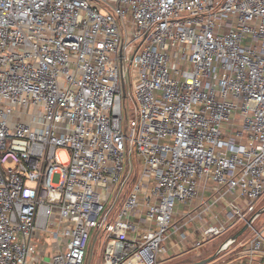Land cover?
I'll use <instances>...</instances> for the list:
<instances>
[{
	"label": "built area",
	"instance_id": "2783aa9c",
	"mask_svg": "<svg viewBox=\"0 0 264 264\" xmlns=\"http://www.w3.org/2000/svg\"><path fill=\"white\" fill-rule=\"evenodd\" d=\"M129 176L102 264H264V0H0V264H85Z\"/></svg>",
	"mask_w": 264,
	"mask_h": 264
},
{
	"label": "rangeland",
	"instance_id": "374dc122",
	"mask_svg": "<svg viewBox=\"0 0 264 264\" xmlns=\"http://www.w3.org/2000/svg\"><path fill=\"white\" fill-rule=\"evenodd\" d=\"M134 116V104L131 100H125V112L123 110L122 117L123 119L126 117L127 119H130ZM58 156L61 159V161H64L66 159L65 153L60 150L58 152ZM136 161H139V158L134 155L132 151L129 153V164H133V162L136 163ZM7 166H10L9 163H7ZM140 167V161L138 165V169ZM132 176V175H131ZM131 176L126 178L122 184L119 186V188L116 190L118 183H116L113 186V191L111 192L109 199L113 196L115 190V197L112 202V205L109 208L108 214L103 218L101 222L100 228L95 232V234L92 236L89 242V248L87 257L85 260V264H102V245L99 243L98 238L99 235L102 233L104 224L109 220V217L111 216L112 212L116 208V205L118 204L120 198H122V195L125 193L126 189L128 188V185L130 183ZM58 175L55 173L52 176V182H57ZM183 210L182 204H179L177 201L174 203L173 211L176 213L177 216L180 215V211ZM264 217V212L261 214L260 219ZM93 233V230L91 231ZM230 234V232H227L225 234L215 236L211 239H209L206 243H204L202 246L198 248H181L178 250H175L173 253L172 251H169V256L166 259L159 258L158 263L159 264H177L180 262H192L196 261L198 259L204 258L214 252V250L218 247V245ZM247 232L245 233V235ZM239 239H242L239 238ZM228 255H224L219 258V256L214 259L213 261L207 263V264H219L221 261L226 259Z\"/></svg>",
	"mask_w": 264,
	"mask_h": 264
},
{
	"label": "water",
	"instance_id": "95a60500",
	"mask_svg": "<svg viewBox=\"0 0 264 264\" xmlns=\"http://www.w3.org/2000/svg\"><path fill=\"white\" fill-rule=\"evenodd\" d=\"M262 212H264V204L257 209V211L249 218L248 222L255 216L258 214H261ZM247 227V224L242 225L240 228H238L233 234H231L230 236H228L223 242H221L218 247L214 250V252L204 258L198 259L196 261H192V262H180L177 264H207L211 261H213L214 259H216L220 253L227 247L229 246L231 243H233L237 237L245 230V228Z\"/></svg>",
	"mask_w": 264,
	"mask_h": 264
}]
</instances>
